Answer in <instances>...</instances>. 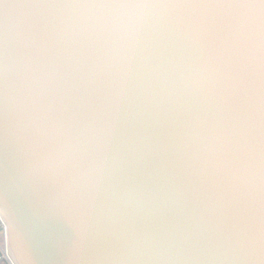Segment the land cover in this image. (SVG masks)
<instances>
[{
	"label": "clouds",
	"instance_id": "obj_1",
	"mask_svg": "<svg viewBox=\"0 0 264 264\" xmlns=\"http://www.w3.org/2000/svg\"><path fill=\"white\" fill-rule=\"evenodd\" d=\"M9 199L57 264H264V0H0Z\"/></svg>",
	"mask_w": 264,
	"mask_h": 264
},
{
	"label": "water",
	"instance_id": "obj_2",
	"mask_svg": "<svg viewBox=\"0 0 264 264\" xmlns=\"http://www.w3.org/2000/svg\"><path fill=\"white\" fill-rule=\"evenodd\" d=\"M6 225L7 253L14 264H57L49 240L54 225L12 199L0 202Z\"/></svg>",
	"mask_w": 264,
	"mask_h": 264
},
{
	"label": "built area",
	"instance_id": "obj_3",
	"mask_svg": "<svg viewBox=\"0 0 264 264\" xmlns=\"http://www.w3.org/2000/svg\"><path fill=\"white\" fill-rule=\"evenodd\" d=\"M7 240H6V225L0 217V264L5 261L7 264H13L11 259H7Z\"/></svg>",
	"mask_w": 264,
	"mask_h": 264
},
{
	"label": "bare ground",
	"instance_id": "obj_4",
	"mask_svg": "<svg viewBox=\"0 0 264 264\" xmlns=\"http://www.w3.org/2000/svg\"><path fill=\"white\" fill-rule=\"evenodd\" d=\"M7 256V259H9L10 258V256L9 255H6ZM9 257V258H8ZM11 259V258H10ZM11 261H12V259H11ZM12 263L14 264V262L12 261Z\"/></svg>",
	"mask_w": 264,
	"mask_h": 264
},
{
	"label": "rangeland",
	"instance_id": "obj_5",
	"mask_svg": "<svg viewBox=\"0 0 264 264\" xmlns=\"http://www.w3.org/2000/svg\"><path fill=\"white\" fill-rule=\"evenodd\" d=\"M1 264H7L5 261H2Z\"/></svg>",
	"mask_w": 264,
	"mask_h": 264
}]
</instances>
